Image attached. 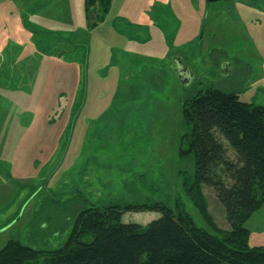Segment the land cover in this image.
Wrapping results in <instances>:
<instances>
[{"label": "rangeland", "instance_id": "rangeland-1", "mask_svg": "<svg viewBox=\"0 0 264 264\" xmlns=\"http://www.w3.org/2000/svg\"><path fill=\"white\" fill-rule=\"evenodd\" d=\"M69 1L53 24L68 36L38 40L10 0L0 3V248L11 239L57 248L73 212L93 201L161 202L211 233L228 231L212 187H196L192 159L179 157L181 105L219 88L264 106V0H110L90 16L85 0ZM174 57L192 71L189 83ZM245 226L249 245L264 246V203Z\"/></svg>", "mask_w": 264, "mask_h": 264}, {"label": "trees", "instance_id": "trees-1", "mask_svg": "<svg viewBox=\"0 0 264 264\" xmlns=\"http://www.w3.org/2000/svg\"><path fill=\"white\" fill-rule=\"evenodd\" d=\"M109 3L85 0L86 11L89 16L96 8L106 11ZM180 117L179 157L192 159L196 187H212L228 231L211 233L188 212L161 202L93 201L73 212L62 245L39 250L11 239L0 248V264L39 259L44 264H264V246L249 245L245 226L264 203V106L243 101L235 92L207 88L183 100ZM140 210L158 216L146 224L122 219Z\"/></svg>", "mask_w": 264, "mask_h": 264}, {"label": "crops", "instance_id": "crops-1", "mask_svg": "<svg viewBox=\"0 0 264 264\" xmlns=\"http://www.w3.org/2000/svg\"><path fill=\"white\" fill-rule=\"evenodd\" d=\"M1 2L2 0H0V3ZM69 2V0H10L8 7L11 6L13 8V11L11 12H13L15 15L16 21L22 24V27H24L25 31L31 33L32 38L38 40V35L36 34L42 33L43 35H46L54 34L55 32L60 33V36L65 38L68 36L70 30L60 26L56 27L53 24L56 21L64 19L62 14L64 12L67 14ZM68 9L70 11V7ZM85 12L87 13L86 10ZM67 18H69L68 20H71L69 15ZM49 21L52 23H47ZM83 31L84 29L82 27H77L71 33H83L82 35L86 33L89 36L88 30L84 32ZM13 42L17 47L21 48V43H18V38L14 39ZM5 49H7V47L1 48L0 52L1 50ZM116 50L119 54H126L120 48H117ZM11 53L13 52H9V54ZM12 58H14V55L9 58V61L15 62ZM223 65L229 66V62L225 61Z\"/></svg>", "mask_w": 264, "mask_h": 264}, {"label": "water", "instance_id": "water-1", "mask_svg": "<svg viewBox=\"0 0 264 264\" xmlns=\"http://www.w3.org/2000/svg\"><path fill=\"white\" fill-rule=\"evenodd\" d=\"M174 63H175V69L177 71L178 77L181 79V81L185 83H189L190 80L192 79V71L187 68L180 59L174 58ZM230 66H224L222 65V69L226 73L227 70L229 69Z\"/></svg>", "mask_w": 264, "mask_h": 264}, {"label": "flooded vegetation", "instance_id": "flooded-vegetation-1", "mask_svg": "<svg viewBox=\"0 0 264 264\" xmlns=\"http://www.w3.org/2000/svg\"><path fill=\"white\" fill-rule=\"evenodd\" d=\"M174 66H175V64H174Z\"/></svg>", "mask_w": 264, "mask_h": 264}]
</instances>
